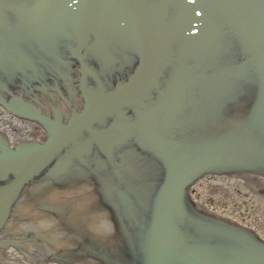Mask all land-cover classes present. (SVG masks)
Masks as SVG:
<instances>
[{"label": "water", "instance_id": "water-1", "mask_svg": "<svg viewBox=\"0 0 264 264\" xmlns=\"http://www.w3.org/2000/svg\"><path fill=\"white\" fill-rule=\"evenodd\" d=\"M0 246L63 264H264L195 204L215 172L264 194V0H0Z\"/></svg>", "mask_w": 264, "mask_h": 264}, {"label": "bare ground", "instance_id": "bare-ground-1", "mask_svg": "<svg viewBox=\"0 0 264 264\" xmlns=\"http://www.w3.org/2000/svg\"><path fill=\"white\" fill-rule=\"evenodd\" d=\"M0 134L4 136L6 140V147L9 149L15 148L19 144L36 142L46 145L47 141V129L37 120L17 114L11 110L5 108L0 103ZM204 181L219 183L225 182L233 187L239 200L237 205L231 204L227 210L223 208L220 211L210 201L207 203L206 199L202 196L197 188L201 186ZM190 200L195 204L201 205L210 209L225 220L232 221L247 227L260 238L264 239V235H261L251 224L247 223V216H256L255 220L248 219V222L257 223L259 218L264 216V194L247 187L242 180L237 176L225 175L215 172H208L199 176L194 182L191 183L188 193ZM256 206H260V211L253 213V209ZM0 264H63L55 260L46 259H31L17 246L6 245L0 246Z\"/></svg>", "mask_w": 264, "mask_h": 264}, {"label": "rangeland", "instance_id": "rangeland-1", "mask_svg": "<svg viewBox=\"0 0 264 264\" xmlns=\"http://www.w3.org/2000/svg\"><path fill=\"white\" fill-rule=\"evenodd\" d=\"M232 185L222 182L219 183L217 181L209 182L204 181V183L197 188L198 192L206 199L207 203L210 201L212 204L215 205L220 211L227 210L229 207H231V204L237 205L239 202L237 196L233 190ZM264 207L262 208V210ZM260 211V206H256L255 209H253V213H256ZM256 216H247L246 221L247 223L251 224L261 235H264V216L259 218V221L255 224L253 222H248V219L255 220Z\"/></svg>", "mask_w": 264, "mask_h": 264}]
</instances>
